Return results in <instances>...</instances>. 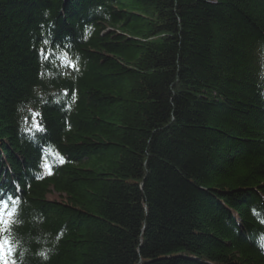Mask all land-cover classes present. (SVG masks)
I'll list each match as a JSON object with an SVG mask.
<instances>
[{
  "label": "trees",
  "instance_id": "1",
  "mask_svg": "<svg viewBox=\"0 0 264 264\" xmlns=\"http://www.w3.org/2000/svg\"><path fill=\"white\" fill-rule=\"evenodd\" d=\"M88 23L75 110L22 143L43 41ZM17 182L67 224L50 264H264V0H0V199Z\"/></svg>",
  "mask_w": 264,
  "mask_h": 264
},
{
  "label": "clouds",
  "instance_id": "2",
  "mask_svg": "<svg viewBox=\"0 0 264 264\" xmlns=\"http://www.w3.org/2000/svg\"><path fill=\"white\" fill-rule=\"evenodd\" d=\"M97 15H103L106 21L111 15L104 12L102 5L93 9ZM51 11L45 9L43 17L48 21L45 27L55 29L56 23L49 19ZM96 33L95 24H85L77 34L75 43L71 35H66L62 42H55L54 33L49 32L50 39L43 41L42 58L39 59L37 79L40 84L33 87L32 95L21 100L16 105L18 117V136L34 142L37 134L46 132L43 123V109L56 107L61 113H71L75 110L79 97L76 88L63 86L64 81L73 85L83 76L87 61L76 48V43L87 44ZM67 122V117L65 118ZM39 181L44 177L37 176ZM16 193L0 199V264H50L52 258L58 255L61 241L68 233L67 224L53 232L46 228L47 216L35 209L21 191L17 182ZM25 209L27 213L25 214ZM250 214L260 226L255 233L254 242L264 256V209L255 206L250 208Z\"/></svg>",
  "mask_w": 264,
  "mask_h": 264
},
{
  "label": "rangeland",
  "instance_id": "3",
  "mask_svg": "<svg viewBox=\"0 0 264 264\" xmlns=\"http://www.w3.org/2000/svg\"><path fill=\"white\" fill-rule=\"evenodd\" d=\"M49 198H50L51 200H59L58 195H51Z\"/></svg>",
  "mask_w": 264,
  "mask_h": 264
},
{
  "label": "snow or ice",
  "instance_id": "4",
  "mask_svg": "<svg viewBox=\"0 0 264 264\" xmlns=\"http://www.w3.org/2000/svg\"><path fill=\"white\" fill-rule=\"evenodd\" d=\"M61 162H63V161H61ZM49 174H51V173L49 172Z\"/></svg>",
  "mask_w": 264,
  "mask_h": 264
}]
</instances>
